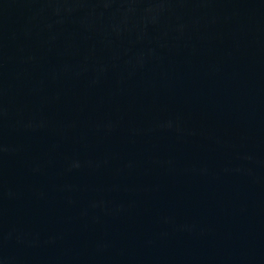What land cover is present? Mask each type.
I'll list each match as a JSON object with an SVG mask.
<instances>
[{
    "label": "water",
    "instance_id": "95a60500",
    "mask_svg": "<svg viewBox=\"0 0 264 264\" xmlns=\"http://www.w3.org/2000/svg\"><path fill=\"white\" fill-rule=\"evenodd\" d=\"M0 264H264V0H0Z\"/></svg>",
    "mask_w": 264,
    "mask_h": 264
}]
</instances>
